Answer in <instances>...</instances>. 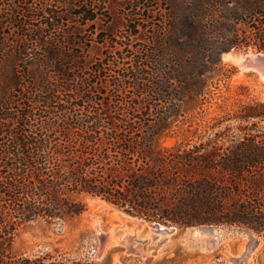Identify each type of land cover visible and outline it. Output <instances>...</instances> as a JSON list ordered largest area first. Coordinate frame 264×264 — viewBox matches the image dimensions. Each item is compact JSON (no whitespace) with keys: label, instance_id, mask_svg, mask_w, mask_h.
Listing matches in <instances>:
<instances>
[{"label":"trees","instance_id":"obj_1","mask_svg":"<svg viewBox=\"0 0 264 264\" xmlns=\"http://www.w3.org/2000/svg\"><path fill=\"white\" fill-rule=\"evenodd\" d=\"M117 1L128 21L111 52L142 55H80L108 40ZM233 50L264 52V0H0V264H104L20 246L87 198L147 224L264 235V101L214 108Z\"/></svg>","mask_w":264,"mask_h":264},{"label":"rangeland","instance_id":"obj_2","mask_svg":"<svg viewBox=\"0 0 264 264\" xmlns=\"http://www.w3.org/2000/svg\"><path fill=\"white\" fill-rule=\"evenodd\" d=\"M127 6L115 2L110 8L111 22H99V28L107 34L108 40L101 46L92 45V50L80 55H88L93 60L97 55H142L140 53L111 52L115 44L110 41L114 36L125 35V23L128 13ZM111 28L113 33L106 31ZM125 43L133 45V49H141L146 46V41L141 37L128 38ZM108 47V48H107ZM229 54L228 57L225 55ZM233 54V55H232ZM256 52L230 51L222 56V63L219 66V73L229 70V78L221 83L219 98L216 100L215 112H219L216 107L223 105L224 108H235L240 103L251 100H263L262 91L264 83L259 78L257 72L253 70H243L242 62L239 58L245 55H255ZM241 56V57H240ZM113 63V58H108L105 63ZM234 61V62H233ZM111 70L113 68H110ZM103 92L113 99L114 91L109 88ZM127 120L132 119V115L123 113ZM174 139L165 142L172 145ZM87 211L81 216L68 219L62 225L56 227H43L36 223L27 225L20 235V246L28 251H46L57 249L60 252H68L73 255L93 256L95 261L104 264H230V258L240 257L246 250L249 239L243 234V230L227 227H212L209 229H199L198 227L185 230L177 229L176 233L170 236L166 242L155 246H150L149 240L143 234V238L148 242L144 248H150L146 259L127 255L124 246L119 244L122 228H134L137 220L108 205L100 199L87 198ZM96 203V204H95ZM95 204V205H94ZM152 224L143 223V228ZM109 233V240L105 246L102 257H98L96 248L99 246L97 232ZM251 238L256 240L252 246L249 264H264V235H256L249 231ZM149 260V262H148Z\"/></svg>","mask_w":264,"mask_h":264},{"label":"water","instance_id":"obj_3","mask_svg":"<svg viewBox=\"0 0 264 264\" xmlns=\"http://www.w3.org/2000/svg\"><path fill=\"white\" fill-rule=\"evenodd\" d=\"M245 60L251 62L253 66L256 67L255 72H257L259 78L264 83V52L256 53L253 55L251 60V55H245ZM264 99V89L262 91ZM137 225L134 228L126 229L124 226L122 228L121 239L119 244L124 246V251L127 255L138 257L140 259H146L149 254L150 248H144V244L148 241L143 238V234L147 236L150 246H157L167 241V239L176 233L177 228L173 225H162V224H152L146 228H143L142 221L137 220ZM214 226H200L199 229H209ZM195 227H193L194 229ZM243 234L249 239V243L246 247L245 252L240 257L230 258V264H249V258L252 250V246L256 244V240L250 237L248 230H243ZM97 237L99 240V246L96 248V253L98 257H102L105 252L106 243L109 240V233H103L98 231ZM123 264V263H115Z\"/></svg>","mask_w":264,"mask_h":264},{"label":"bare ground","instance_id":"obj_4","mask_svg":"<svg viewBox=\"0 0 264 264\" xmlns=\"http://www.w3.org/2000/svg\"><path fill=\"white\" fill-rule=\"evenodd\" d=\"M233 55V54H232ZM229 56V54H227V55H225V57H228ZM241 57V56H240ZM252 56H251V60H252ZM239 61H241L242 62V69L243 70H256V67L255 66H253L252 64H250L251 62H249L248 60H245V57H243V58H239ZM234 62V61H233ZM96 204V203H95ZM94 204V205H95ZM104 233V232H103ZM106 248H107V246H106Z\"/></svg>","mask_w":264,"mask_h":264}]
</instances>
